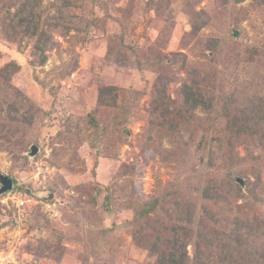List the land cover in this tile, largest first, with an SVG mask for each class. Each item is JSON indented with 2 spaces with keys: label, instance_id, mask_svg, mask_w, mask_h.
I'll list each match as a JSON object with an SVG mask.
<instances>
[{
  "label": "rangeland",
  "instance_id": "obj_1",
  "mask_svg": "<svg viewBox=\"0 0 264 264\" xmlns=\"http://www.w3.org/2000/svg\"><path fill=\"white\" fill-rule=\"evenodd\" d=\"M59 2L42 0L39 8L43 20L60 25L44 65L36 64L31 39L7 40L0 28V66L18 65L10 96L19 90L16 102L32 112L31 124H12L18 148L0 134V174L13 179L5 192L0 181V264L153 263L156 254L133 236L131 204L158 194L179 172L161 154L173 150L170 133L151 120L163 104L182 106L188 64L222 69L227 56L264 41V0H87L64 12ZM197 13L210 24L195 31ZM214 36L219 57L207 50ZM256 57L263 73L264 57ZM107 85L118 87L119 118L117 107L98 101ZM8 87L0 85L1 100ZM200 116L199 109L183 115L187 126ZM256 250L264 254V240Z\"/></svg>",
  "mask_w": 264,
  "mask_h": 264
},
{
  "label": "trees",
  "instance_id": "obj_2",
  "mask_svg": "<svg viewBox=\"0 0 264 264\" xmlns=\"http://www.w3.org/2000/svg\"><path fill=\"white\" fill-rule=\"evenodd\" d=\"M86 1L60 0L58 10L76 11L79 2ZM41 6L42 0H0L1 32L11 41L31 39L38 65L47 62L51 30L60 27L43 20ZM199 14L203 19L198 25L194 23L195 31L210 24L207 16ZM207 41L212 57H219V39L214 36ZM246 52L251 56L247 58ZM246 52L227 56L222 69L188 64L179 91L182 106L169 111L163 104L156 109L161 108L160 121L157 117L153 123L152 119L151 127L158 126L163 135L170 133L167 136L173 150L161 154L169 162H177L179 173L174 183L158 194L136 198L131 204L136 223L133 236L156 254V260L148 264H264L263 252L256 250L264 240V72L254 65L256 56L264 57V41ZM17 70L16 63L0 66V85L9 86L8 95L0 99V134L12 149L21 142L15 132L11 133L12 124H31L32 120L31 106L23 110L16 102L21 100L20 91L15 92L14 100L9 93ZM243 71L245 76L240 75ZM218 79H224L225 84L218 86ZM117 90L113 85L102 87L98 101L102 106L117 107L114 117L119 118L123 105L119 106ZM198 109L205 116L187 126L184 112ZM238 146L244 147V156L236 151Z\"/></svg>",
  "mask_w": 264,
  "mask_h": 264
},
{
  "label": "water",
  "instance_id": "obj_3",
  "mask_svg": "<svg viewBox=\"0 0 264 264\" xmlns=\"http://www.w3.org/2000/svg\"><path fill=\"white\" fill-rule=\"evenodd\" d=\"M37 148L33 147L32 153H36ZM0 181L3 184V187L1 188V192H5L12 188L13 181L11 178H9L7 175L0 174Z\"/></svg>",
  "mask_w": 264,
  "mask_h": 264
},
{
  "label": "built area",
  "instance_id": "obj_4",
  "mask_svg": "<svg viewBox=\"0 0 264 264\" xmlns=\"http://www.w3.org/2000/svg\"><path fill=\"white\" fill-rule=\"evenodd\" d=\"M20 205H25V200H21V201L19 202L18 206H20Z\"/></svg>",
  "mask_w": 264,
  "mask_h": 264
}]
</instances>
